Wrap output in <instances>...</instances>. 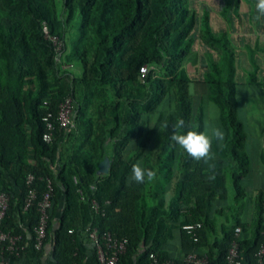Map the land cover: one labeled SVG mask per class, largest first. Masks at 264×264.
Returning a JSON list of instances; mask_svg holds the SVG:
<instances>
[{"label":"trees","instance_id":"obj_1","mask_svg":"<svg viewBox=\"0 0 264 264\" xmlns=\"http://www.w3.org/2000/svg\"><path fill=\"white\" fill-rule=\"evenodd\" d=\"M122 1L116 13L114 0H0V193L10 197L3 230L20 238L22 264H96L88 227L128 240L117 264H182L164 250L177 232L185 255L204 249L210 264H226L240 226L241 264H254L264 243V200L259 194L252 236L245 237L242 180L250 160L237 114L236 49L229 35H214L205 13L200 38L218 60L201 82L219 107L226 132L222 146L213 140L214 159L206 163L171 139L178 119L186 122L184 132L205 130L203 102L194 105L195 83L183 65L194 43L197 11L191 0ZM221 2L225 18L231 5L239 4ZM44 23L63 42L62 62L79 64L80 76L56 61ZM73 25L78 35L68 51L65 36ZM249 51L254 70L248 83L254 85L257 65ZM142 67H147L143 78ZM67 97L75 104L76 128L59 131L58 108ZM167 99L174 101V110L150 124L149 115ZM49 122L56 129L46 142ZM106 159L109 173L99 175ZM138 161L156 173L153 179L131 180ZM29 175L34 177L30 186ZM48 180L52 206L44 245L37 250L38 202ZM29 190L36 199L24 212ZM213 216L223 220L218 224ZM196 224L200 227L185 229Z\"/></svg>","mask_w":264,"mask_h":264},{"label":"crops","instance_id":"obj_2","mask_svg":"<svg viewBox=\"0 0 264 264\" xmlns=\"http://www.w3.org/2000/svg\"><path fill=\"white\" fill-rule=\"evenodd\" d=\"M255 4L256 0H239L237 6L236 3L231 5L225 18L222 15L221 0H191V6L197 11V25L192 33L194 43L191 52L183 62L187 78L195 83L193 87L194 105L198 106L203 102L205 126L219 127L226 135L220 120V109L207 98L208 86L201 82L209 65L218 60L217 53L203 44L200 38L202 19L205 13H208L212 33L216 36L228 34L236 49L237 114L247 134L245 150L250 160V170L242 180L246 197L243 212L240 214L244 223L243 235L248 238L253 232L258 195L262 194L264 200V21L255 20ZM249 50L254 51L253 60L257 65V83L254 85L248 83L249 74L254 70ZM174 107L172 99L164 101L153 114L149 115L150 124L157 121L162 110L170 114ZM224 140L218 142V145L222 146ZM226 204L221 203L220 207ZM213 218L218 221V224L223 220L216 216ZM88 247L91 249L90 246ZM164 250L173 258H184L185 253L181 247L179 232L164 247ZM199 252L205 253L206 251L199 249Z\"/></svg>","mask_w":264,"mask_h":264},{"label":"built area","instance_id":"obj_3","mask_svg":"<svg viewBox=\"0 0 264 264\" xmlns=\"http://www.w3.org/2000/svg\"><path fill=\"white\" fill-rule=\"evenodd\" d=\"M43 32L46 39L51 41L55 47V59L59 63L62 62L63 57V42L55 35H52L46 23L43 24ZM62 68L65 71H70L74 68L73 64L63 63ZM141 77L143 78L147 74V67H142ZM51 115H49L50 117ZM46 120V119H45ZM76 114H75V104L71 97H67L62 101L58 108L57 123L59 131L74 130L76 128ZM48 133H45L43 139L46 142H51L53 137L52 130L56 129L52 123H48ZM34 177L29 175L27 179V184L30 186L32 184ZM75 184L79 183L77 177L74 178ZM48 191L44 194L41 200L38 202V211L40 213V221L35 229L36 239L34 247L37 250H41L44 245V240L46 238L47 223L49 219L48 211L51 208V196H52V186L51 181L48 180ZM78 193L83 199V191L79 188ZM36 199V194L34 190H29L27 197L25 199V204L23 207L24 212L27 211ZM10 197L6 192L0 193V264H22L19 260V250H22L18 245L20 238L11 234V232L4 231L2 226L5 220L7 211L9 209ZM92 209L96 212H100V205L97 201L93 200L91 202ZM200 227V224L195 226H186L185 229L193 230ZM88 233V246H90L96 253V264H117L119 258L127 252L128 240L114 237L110 232H100L97 228L86 229ZM242 233V228L239 226L235 231V239H233L228 251L225 255L226 264H241L240 261V251H239V237ZM193 241L198 242L196 236H193ZM6 252L10 253V257H6ZM12 255L16 256L14 260ZM154 258V257H153ZM154 262L157 260L154 258ZM165 264H177L174 260H168ZM182 264H210L209 257L206 253H199V251H192L184 256L182 259ZM254 264H264V243L260 245L257 252L255 253V263Z\"/></svg>","mask_w":264,"mask_h":264},{"label":"clouds","instance_id":"obj_4","mask_svg":"<svg viewBox=\"0 0 264 264\" xmlns=\"http://www.w3.org/2000/svg\"><path fill=\"white\" fill-rule=\"evenodd\" d=\"M255 9V20L257 22L264 21V0H256ZM164 127H167V124ZM172 127L173 134L171 139L197 161L203 160L207 163L213 160V140L221 142L225 139V133L219 127H209L206 125L204 131L189 130L184 132L182 130L187 127L184 119H178ZM142 163V161H138L132 166L133 175L131 180L135 183H143L145 177L151 180L156 175L153 170L143 168ZM210 179H214V177H210Z\"/></svg>","mask_w":264,"mask_h":264},{"label":"rangeland","instance_id":"obj_5","mask_svg":"<svg viewBox=\"0 0 264 264\" xmlns=\"http://www.w3.org/2000/svg\"><path fill=\"white\" fill-rule=\"evenodd\" d=\"M115 1V12L118 13L123 5V1L122 0H114ZM60 3V1H59ZM77 35H78V28L77 25H73L67 28V33L65 36V41L67 44V48L68 51L70 50V46L72 45V43L74 41H76L77 39ZM86 47L90 48V44L86 43ZM72 72L76 75V76H80L82 73V67L79 64H74V68L72 69ZM168 111L166 110H162V114L160 113V115L164 118V115L167 114ZM160 116H158L157 121H159Z\"/></svg>","mask_w":264,"mask_h":264},{"label":"water","instance_id":"obj_6","mask_svg":"<svg viewBox=\"0 0 264 264\" xmlns=\"http://www.w3.org/2000/svg\"><path fill=\"white\" fill-rule=\"evenodd\" d=\"M100 170H99V175H105L109 173L110 169V160L106 159L100 164Z\"/></svg>","mask_w":264,"mask_h":264}]
</instances>
